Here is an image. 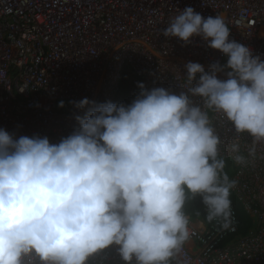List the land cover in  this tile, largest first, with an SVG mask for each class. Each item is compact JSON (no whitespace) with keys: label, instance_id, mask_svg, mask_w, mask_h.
Returning a JSON list of instances; mask_svg holds the SVG:
<instances>
[{"label":"clouds","instance_id":"1","mask_svg":"<svg viewBox=\"0 0 264 264\" xmlns=\"http://www.w3.org/2000/svg\"><path fill=\"white\" fill-rule=\"evenodd\" d=\"M162 35L185 44L200 37L227 63L208 71L186 63L187 92L140 83L127 105L73 102L88 111L58 144L0 129V264H88L112 246L125 264H169L189 239L188 194L201 198L209 222L227 221L236 181L223 174L219 137L189 93L264 141V60L229 39L223 17L192 7Z\"/></svg>","mask_w":264,"mask_h":264},{"label":"built area","instance_id":"2","mask_svg":"<svg viewBox=\"0 0 264 264\" xmlns=\"http://www.w3.org/2000/svg\"><path fill=\"white\" fill-rule=\"evenodd\" d=\"M186 7L205 18L223 17L229 39L264 60V0H0V129L15 139L40 136L58 144L79 127L76 117H83L91 102L130 104L140 83L187 92L194 82L187 80L186 63L208 71L226 64L227 57L200 37L185 44L162 35ZM85 98L90 104L84 109L73 103ZM189 98L207 112L220 140L217 158L231 166L236 184L227 221L186 214L189 239L169 264H264V141L238 133L222 113L206 108L203 98L190 93ZM236 206L252 227L234 245L222 246L236 233ZM88 264L125 262L112 246Z\"/></svg>","mask_w":264,"mask_h":264},{"label":"trees","instance_id":"3","mask_svg":"<svg viewBox=\"0 0 264 264\" xmlns=\"http://www.w3.org/2000/svg\"><path fill=\"white\" fill-rule=\"evenodd\" d=\"M121 103H124L127 105L126 101H122ZM223 174H227L229 177V180L234 174V171L232 170L231 166L226 164L224 162V169ZM233 203H235L234 198H232ZM237 223H236V233L232 237L228 238L222 243V246H232L234 245V240L236 238H240L245 236L252 227V220L251 218L240 208L237 207ZM207 208L202 203V200L199 196L193 197L191 194H188L185 205H184V213L185 215H191L194 217H200L202 219H207V214L205 212Z\"/></svg>","mask_w":264,"mask_h":264}]
</instances>
